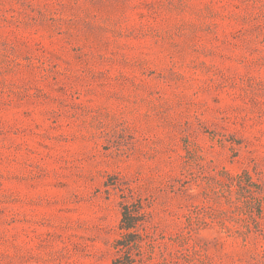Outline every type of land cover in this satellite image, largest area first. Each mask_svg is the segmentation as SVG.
Listing matches in <instances>:
<instances>
[{
    "label": "rangeland",
    "instance_id": "1",
    "mask_svg": "<svg viewBox=\"0 0 264 264\" xmlns=\"http://www.w3.org/2000/svg\"><path fill=\"white\" fill-rule=\"evenodd\" d=\"M122 262L264 264V0H0V264Z\"/></svg>",
    "mask_w": 264,
    "mask_h": 264
},
{
    "label": "trees",
    "instance_id": "2",
    "mask_svg": "<svg viewBox=\"0 0 264 264\" xmlns=\"http://www.w3.org/2000/svg\"><path fill=\"white\" fill-rule=\"evenodd\" d=\"M137 221H138L137 216L133 214V212L130 209V206H126L123 211L121 227L127 230L125 234H127L128 237H133L134 233L132 232V229H134L137 226ZM127 239H128L127 242L133 241L130 238ZM120 264H126V262H122Z\"/></svg>",
    "mask_w": 264,
    "mask_h": 264
}]
</instances>
